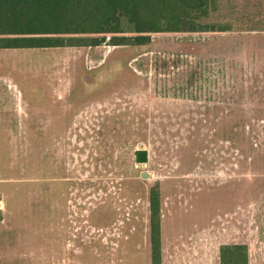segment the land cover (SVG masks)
I'll use <instances>...</instances> for the list:
<instances>
[{
    "label": "rangeland",
    "instance_id": "374dc122",
    "mask_svg": "<svg viewBox=\"0 0 264 264\" xmlns=\"http://www.w3.org/2000/svg\"><path fill=\"white\" fill-rule=\"evenodd\" d=\"M201 19L228 31L0 51V264H151L154 186L160 264H264V0Z\"/></svg>",
    "mask_w": 264,
    "mask_h": 264
},
{
    "label": "trees",
    "instance_id": "16d2710c",
    "mask_svg": "<svg viewBox=\"0 0 264 264\" xmlns=\"http://www.w3.org/2000/svg\"><path fill=\"white\" fill-rule=\"evenodd\" d=\"M207 4L208 0H0V49L90 47L105 42V37L79 43L72 38L87 34H110L111 46L140 48L150 43L153 33L228 31L202 21ZM72 40L75 43L70 44ZM148 203L151 264H160L157 186L150 188ZM219 258L220 264H248L243 245L222 246Z\"/></svg>",
    "mask_w": 264,
    "mask_h": 264
},
{
    "label": "crops",
    "instance_id": "0c3cea01",
    "mask_svg": "<svg viewBox=\"0 0 264 264\" xmlns=\"http://www.w3.org/2000/svg\"><path fill=\"white\" fill-rule=\"evenodd\" d=\"M94 47H96V46H94ZM7 50H16V49H0V51H7ZM2 78V77H1ZM1 78H0V80H1ZM5 80L8 82V81H10V79L9 78H6V77H3V81H0V92H4L5 93V87H4V85L6 84V82H5ZM11 82V81H10ZM9 84V83H8ZM8 84H6L7 86H8ZM13 85V84H12ZM6 86V87H7ZM8 88V87H7ZM9 99V98H8ZM61 103H62V106H61V114H63V111H64V104H63V99H61ZM15 105V104H14ZM50 122V121H49ZM54 122V121H53ZM48 129L50 128V129H53V125H51L50 123H48ZM3 127H5V126H3ZM61 264H68L67 262H65L63 259H62V262H61ZM249 264V263H248Z\"/></svg>",
    "mask_w": 264,
    "mask_h": 264
},
{
    "label": "water",
    "instance_id": "95a60500",
    "mask_svg": "<svg viewBox=\"0 0 264 264\" xmlns=\"http://www.w3.org/2000/svg\"><path fill=\"white\" fill-rule=\"evenodd\" d=\"M134 156L137 163H146L147 161V152L145 150L135 151ZM0 217H1V212H0Z\"/></svg>",
    "mask_w": 264,
    "mask_h": 264
}]
</instances>
